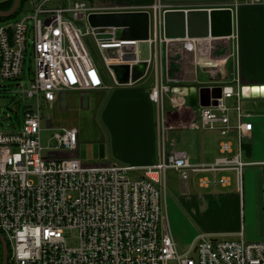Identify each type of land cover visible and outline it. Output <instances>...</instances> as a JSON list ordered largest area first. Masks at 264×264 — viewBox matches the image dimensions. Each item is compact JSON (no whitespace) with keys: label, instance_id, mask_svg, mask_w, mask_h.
Segmentation results:
<instances>
[{"label":"built area","instance_id":"1","mask_svg":"<svg viewBox=\"0 0 264 264\" xmlns=\"http://www.w3.org/2000/svg\"><path fill=\"white\" fill-rule=\"evenodd\" d=\"M240 1L264 4V0ZM52 2L26 0V15L0 25V78L16 80L22 87L26 53L33 48L32 77L21 90L30 103L20 128L0 130V233L10 246L8 264H264V241H248L242 232L239 239L200 234L181 253L166 209L169 170L180 172L184 180L190 172L213 173V178L200 179L204 187L230 185V177L216 174L233 171L242 190L247 165L242 148L253 123L245 120L238 104V124L232 126L226 104L227 99L244 98L240 85L222 87L218 105L200 107L199 121L189 125L191 130H218L224 138L238 137V151L233 153L232 142L224 139L222 155L213 163L192 164L175 140L168 145L167 131L175 126L167 125L164 98L172 94V103H178L171 87L159 82L158 65L150 92L159 108L157 163L90 165L78 157L55 155L77 149L75 128L56 130L50 144L43 145L46 104H53L62 92L105 86L89 39L94 38L109 69L127 63L129 56L138 59L140 44L122 38L119 29L95 28L89 22L92 13L119 10H103L86 0ZM150 12L160 42L170 41L163 36V5L154 4ZM203 40L180 39L182 52L199 54ZM197 66L209 72V80L218 76L213 72L217 66L200 61Z\"/></svg>","mask_w":264,"mask_h":264},{"label":"crops","instance_id":"2","mask_svg":"<svg viewBox=\"0 0 264 264\" xmlns=\"http://www.w3.org/2000/svg\"><path fill=\"white\" fill-rule=\"evenodd\" d=\"M103 10H151L161 3L163 9L231 8L234 33L229 38L204 39L199 54L182 52V41L160 42L154 27L151 41L140 42L138 59L150 60L146 75L139 81L119 85L113 73L107 75L99 68L105 86L94 90H69L58 94L53 104H46L42 133L64 128L78 130L79 143L73 151H59L55 155L80 158L90 165L110 163L136 167L150 166L159 160V108L150 99L156 82L155 67H159V82L171 87L178 105L172 103V94L164 98V109L169 129L176 134L180 149L188 152L192 164L213 163L222 155L221 142L233 144V153L239 149L238 137H222L218 130H191L192 121L200 119V105L191 106V87L238 86L244 89L264 86V4L251 5L239 0H86ZM153 29V30H152ZM164 36V31H163ZM165 38V37H164ZM166 39V38H165ZM113 57L116 53H110ZM217 66L218 73L209 80L197 62ZM153 71L151 72V66ZM99 67V66H98ZM228 100H234L232 106ZM230 107L232 126L238 124L239 104L247 122L253 123L251 136L242 148V160L247 164L242 190L238 188L236 173L218 172L217 177L228 176L230 185L212 184L204 187L200 179L213 173H192L183 181L179 202L183 214L181 222L171 228L183 234L190 244L200 234L223 239H239L242 232L248 241H264V97L226 100ZM18 130V129H16ZM167 132V133H168ZM209 132H216L213 140ZM205 133V134H204ZM168 141V139H167ZM186 148V149H183ZM189 150V151H188ZM201 154L198 161L195 151ZM195 180L197 182H195ZM206 192H198L196 185ZM176 231V233H175ZM184 239V240H185Z\"/></svg>","mask_w":264,"mask_h":264},{"label":"water","instance_id":"3","mask_svg":"<svg viewBox=\"0 0 264 264\" xmlns=\"http://www.w3.org/2000/svg\"><path fill=\"white\" fill-rule=\"evenodd\" d=\"M20 0H14L13 6L7 10H0V17L9 18L16 13ZM89 22L95 28H116L121 37L127 40H136L143 43L151 41V12L148 10H119L92 13ZM164 37L167 40L180 39H221L229 38L234 33L233 11L231 8L214 9H167L163 13ZM127 63L113 64L116 82L119 85H128L141 80L147 73L149 60H139L136 56L125 58ZM130 61H136L131 65ZM191 106H217L222 97V87H191L189 90ZM244 98L264 97V92L251 90L245 92ZM2 246V264H8V244L0 233Z\"/></svg>","mask_w":264,"mask_h":264},{"label":"rangeland","instance_id":"4","mask_svg":"<svg viewBox=\"0 0 264 264\" xmlns=\"http://www.w3.org/2000/svg\"><path fill=\"white\" fill-rule=\"evenodd\" d=\"M3 1V0H0ZM52 3H59V0H53ZM27 12H22L19 16L13 17L10 19H7L5 21H0V25L7 24V23H14L16 20L21 18L22 16L26 15ZM119 34H121L119 30ZM90 53L91 56L94 58L95 62L99 66V68H102L107 75H110V69L108 68V65L105 60V55L102 51L98 48L94 38H90ZM109 55V53H108ZM209 64V63H207ZM32 68H33V48L30 46L28 48V51L26 53V59L24 64V72L21 76L22 87H18V81L16 80H5L0 78V130L9 131L12 129H19L20 125L22 123L23 117H24V111L26 105H28L30 102L27 100L24 96V94L21 92L24 88H27L30 79L32 77ZM153 71V65L151 66V73ZM215 72V70H213ZM20 83V82H19ZM234 103V100H228L227 104L229 106H232ZM47 111H44V120L47 116ZM43 120V125L45 124V121ZM168 132V131H167ZM205 134V133H204ZM206 134H211L213 140H218L219 135L216 132H207ZM52 133L50 131H44L42 133V143L45 147H47L50 144V138ZM176 138V134L173 131H169L167 133V143L168 145L171 143L172 139ZM180 149V146L178 147ZM186 149V148H183ZM187 150V149H186ZM189 151V150H188ZM195 156L197 159L201 155L198 150L195 151ZM133 177H136L135 174H132ZM195 182H197L195 180ZM196 185V190L198 192H206V189H200L198 185ZM182 186L183 181L180 177V173L175 170H169L167 173V201H166V209L169 216L170 223L173 227L178 225L181 221V214L182 208L181 203L179 202V196L182 194ZM74 233V232H73ZM176 233V231H175ZM179 238H177L178 241V249L181 253L187 250L190 243L187 242L188 240L185 239V236L183 234L176 233ZM73 238H76V234H73ZM185 239V240H184ZM71 244L75 243V240H71Z\"/></svg>","mask_w":264,"mask_h":264},{"label":"trees","instance_id":"5","mask_svg":"<svg viewBox=\"0 0 264 264\" xmlns=\"http://www.w3.org/2000/svg\"><path fill=\"white\" fill-rule=\"evenodd\" d=\"M13 4H14V0H3V1H0V10L7 11L13 6ZM25 6H26V0H20V5H19V8L16 11V13L14 15H12L11 17H9V18L0 17V21H5L7 19L19 16L22 12H24ZM8 246H9V244H8ZM9 251H10V248H9ZM0 264H2V246H1V242H0Z\"/></svg>","mask_w":264,"mask_h":264},{"label":"bare ground","instance_id":"6","mask_svg":"<svg viewBox=\"0 0 264 264\" xmlns=\"http://www.w3.org/2000/svg\"><path fill=\"white\" fill-rule=\"evenodd\" d=\"M132 10V9H131ZM152 28V27H151ZM153 30V29H152ZM164 31V30H163ZM260 89L261 90H256V88L254 87V88H246L245 89V92H250L251 90H253V91H256V92H261V91H263L264 92V86L263 87H260ZM6 239V238H5ZM7 241V240H6ZM178 242V241H177ZM7 244H8V242H7ZM10 248V246H8V249ZM9 254H10V251H9ZM8 260H9V257H8Z\"/></svg>","mask_w":264,"mask_h":264}]
</instances>
